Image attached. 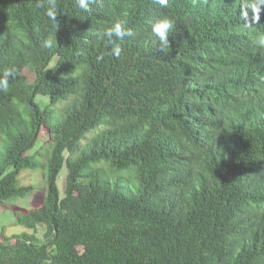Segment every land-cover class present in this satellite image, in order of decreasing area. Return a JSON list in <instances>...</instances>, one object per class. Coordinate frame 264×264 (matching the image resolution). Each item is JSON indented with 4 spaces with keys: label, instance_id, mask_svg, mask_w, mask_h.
I'll return each mask as SVG.
<instances>
[{
    "label": "trees",
    "instance_id": "obj_1",
    "mask_svg": "<svg viewBox=\"0 0 264 264\" xmlns=\"http://www.w3.org/2000/svg\"><path fill=\"white\" fill-rule=\"evenodd\" d=\"M88 4L0 0L2 210L52 147L41 205L14 210L45 234L1 236L0 264H264V0Z\"/></svg>",
    "mask_w": 264,
    "mask_h": 264
},
{
    "label": "rangeland",
    "instance_id": "obj_2",
    "mask_svg": "<svg viewBox=\"0 0 264 264\" xmlns=\"http://www.w3.org/2000/svg\"><path fill=\"white\" fill-rule=\"evenodd\" d=\"M37 104L44 109L46 104L49 103V99L44 96H38L36 98ZM63 104L60 103L55 107L58 109ZM57 117V115L55 116ZM47 134L46 130H42V138L39 139L34 149L30 151L32 155L39 161V166L33 170L23 171L19 177L18 181L21 186L32 187L33 191L30 196L25 198L11 199L7 202V210H2L0 207V238L1 236L12 238L13 236L22 235L25 233L36 235L38 238H42L45 234V228L38 225L36 229H29L24 225L17 222L15 211H22L24 213L30 212L34 207H38L42 203V199L45 194L46 187V162L47 153L51 150V144L48 138L45 137ZM0 141V146H1ZM68 174V169L66 164H64L63 169L58 178V186L60 191V197L63 198L66 194V177ZM1 240V239H0Z\"/></svg>",
    "mask_w": 264,
    "mask_h": 264
},
{
    "label": "clouds",
    "instance_id": "obj_3",
    "mask_svg": "<svg viewBox=\"0 0 264 264\" xmlns=\"http://www.w3.org/2000/svg\"><path fill=\"white\" fill-rule=\"evenodd\" d=\"M157 2L161 5L166 4V0H157ZM78 6L82 10H88L89 4L88 0H77ZM48 15L55 19L52 12H49ZM174 24L173 21L168 18H161L155 21L151 25L152 34L159 39L162 44L163 49L167 52L169 48V32L173 29ZM104 35L108 38H114V43L116 40H123L125 35H131L130 30H126L125 27L121 23H115L111 27H108L104 30ZM115 53L119 54V48H114Z\"/></svg>",
    "mask_w": 264,
    "mask_h": 264
}]
</instances>
